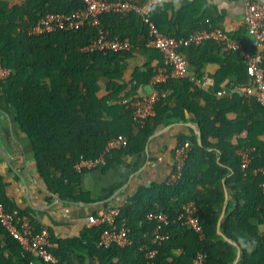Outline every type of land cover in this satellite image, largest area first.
Instances as JSON below:
<instances>
[{
  "label": "trees",
  "instance_id": "16d2710c",
  "mask_svg": "<svg viewBox=\"0 0 264 264\" xmlns=\"http://www.w3.org/2000/svg\"><path fill=\"white\" fill-rule=\"evenodd\" d=\"M12 1L0 0V62L10 68V74L5 79L6 89L15 102L17 121L34 146L38 169L48 182L55 179L56 173L63 177V184L67 187L77 182L79 171L74 168L75 162L81 156H98L107 141L118 134L128 133L127 140L111 150L107 162H117L124 152L140 148V145H135L133 130L128 129V125L131 129H139L143 137L149 136L160 117L156 114L161 104L160 91L173 82H177L183 92L175 107H184L197 116L201 143H198L194 132L179 136L178 145L185 141L191 144L180 176L157 190L140 186L128 202L120 206L116 221H126L134 238L133 243L127 246H101L97 242L100 227H94L95 237L89 239L86 246L101 258V263L146 264L145 251L155 248L153 264H191L199 249L206 253L203 264H232L236 257V245L222 238L217 229L224 202L221 182L225 179L227 185L234 180L231 186L236 201L245 200V205H240L238 201L234 210L228 212L220 223L222 232L240 245L241 254L236 264H264V234L250 224L244 227L251 242L255 241L250 252L237 234V227L245 218L253 216L264 219V202L259 187L262 176L259 172L252 174V168L264 165V160L255 149L249 165L241 168L238 149L242 143L232 131L233 122L224 107L225 100H215L206 112L201 113L197 111L199 108L196 104L197 97L204 94L200 87L188 78L167 79L153 83L159 92L154 113L139 123L132 118L131 111L122 100L137 95L138 85L151 81L157 70L147 73L145 77L136 72V81L130 86L113 80L122 60L134 56L137 48H148L145 46L146 26L136 12L122 15L111 11L99 15V26L103 29L112 35L130 38L132 46L129 49L88 52L82 46L96 35L97 27L94 25L37 35L28 33L29 26L46 12H69L83 6L81 0H15L11 5ZM124 18L131 24L127 29L115 28L107 22L108 19L121 22ZM214 25L210 20H204L196 27ZM131 29H134V33H131ZM164 33L183 36L188 32ZM208 41L216 42L207 39L200 45L183 47L181 53L187 58V53H194ZM217 44L219 49L223 48ZM159 54L162 63V55ZM244 67L248 75L245 64ZM218 89L219 85H215V92ZM122 110L126 112L125 117L121 114ZM208 113H215L214 119L211 120ZM230 169L233 174L227 176ZM244 174L247 177L254 175L253 189L259 196L252 195L248 189H238ZM189 200H194L198 206L204 229L201 239L191 226L181 225L176 220L182 204ZM2 202L8 209H13L5 200ZM152 210H163L171 219L162 228L169 230L170 235L160 243L151 242L155 221L148 220L146 213ZM66 246V243L59 242L58 248L53 249L58 258L55 264H73L65 252ZM177 249L181 252L176 253ZM31 258L26 254L22 258L23 263L30 264Z\"/></svg>",
  "mask_w": 264,
  "mask_h": 264
},
{
  "label": "crops",
  "instance_id": "0c3cea01",
  "mask_svg": "<svg viewBox=\"0 0 264 264\" xmlns=\"http://www.w3.org/2000/svg\"><path fill=\"white\" fill-rule=\"evenodd\" d=\"M149 1L151 19L163 33H186L209 19L233 37L242 38L248 43L243 24L246 0H176L175 3L168 0L162 5L157 0ZM107 22L118 29H127L131 25L125 18L121 22L115 19H108ZM130 31L134 33V29ZM217 43L208 41L194 53H187L189 73L201 81L202 85L194 83L204 92L197 97V111L206 112L215 100H225L224 107L233 122L232 131L242 143L239 149L251 147L252 153L256 149L264 160V107L253 97L246 98L237 92L218 93L234 83L247 82L248 75L242 57L234 51L219 49ZM259 50L264 69V44ZM120 64L113 80L130 86L136 81V72L145 77L147 73H154L162 63L159 52L148 47L137 48L134 56L122 60ZM215 85H219L217 92ZM154 89L149 80L147 83L141 82L135 93H150ZM182 93L177 82L164 87L160 91L161 104L156 113L160 117L149 136L143 137L139 129H131L128 125V129L133 130L135 145L141 147L124 152L117 162H106L104 166L79 171L78 181L67 187L59 173L54 176L55 182H48L38 169L34 146L17 121L16 105L9 96L5 80H0V198L11 207L30 215L35 226L49 228L51 238L56 243L52 251L58 248L59 242H64L67 244L65 252L73 264H102L101 258L86 246L88 240L95 237L91 218L110 204L122 206L140 186L157 190L168 183L174 172V152L179 144V136L194 132L197 140L200 138L196 114L184 107H175ZM121 114L126 116L124 110ZM208 114L211 120L214 119L215 113ZM124 134L128 137V133ZM257 168H252V174H259ZM232 174L233 170L230 169L227 176ZM253 176L244 174L238 189H248L252 195L259 196L253 189ZM233 183L234 180H230V185H227L225 179L221 182L224 202L217 229L222 238L236 245V257L232 262L236 264L241 254L240 245L229 239L220 227L221 221L234 210L238 201L240 205H245L243 199L236 201L231 186ZM249 224L264 234V219L253 216L245 218L237 227V234L246 244L251 242L244 228ZM175 252L181 251L177 249ZM23 256L17 241L0 227V264H24ZM31 260L30 264H47L33 257Z\"/></svg>",
  "mask_w": 264,
  "mask_h": 264
},
{
  "label": "built area",
  "instance_id": "2783aa9c",
  "mask_svg": "<svg viewBox=\"0 0 264 264\" xmlns=\"http://www.w3.org/2000/svg\"><path fill=\"white\" fill-rule=\"evenodd\" d=\"M83 6H79L69 12L48 11L28 28V33L37 35L55 30H77L89 24L97 27V33L86 44L82 46L84 51H117L129 49L132 42L128 36L110 34L100 24L99 15L106 12H117L122 15L128 12H136L146 26L145 46L157 49L162 55V64L153 75L151 82L157 83L167 79L188 78L200 85L201 81L190 75L187 58L181 53V49L189 45H200L207 39L218 42L225 50L237 52L245 62L248 80L244 83H234L229 88H222L219 94L233 91L243 97H253L256 102L264 107V69L262 67V53L259 48L264 44V0H246L243 12V24L247 34L248 43L242 38H235L223 27L214 25L212 27H196L186 35L171 36L161 32L150 17L151 2L149 0L136 2L134 0H81ZM209 19H207L208 21ZM10 74V68L0 62V80H5ZM159 92L155 88L150 93H138L122 100L126 108L131 111L132 118L143 123L145 119L154 113V106ZM125 134H118L109 139L104 150L95 157L81 156L74 164L77 171L104 166L111 150L126 142ZM191 148L189 141L178 145L174 152V165L171 180L181 174L182 166ZM251 147L238 150L240 155V166L246 168L252 158ZM257 171L262 178L259 182L262 200L264 202V165H260ZM120 212V206L110 204L90 220L94 227H100L97 242L101 246L116 244L127 246L133 243L134 238L130 235V228L126 221L117 223L116 217ZM148 220L155 221L152 231L151 242L160 243L169 237V230L162 228L169 224L171 219L163 210H152L146 213ZM177 222L181 225H189L201 239L204 237V229L198 215V206L194 200L182 204L177 214ZM174 221V220H173ZM0 227L20 245L24 256L31 255L42 262L55 264L58 260L52 248L55 242L51 238L48 227H37L33 224L30 215L15 208L8 209L0 199ZM144 248V246H141ZM156 252L155 248L145 251L146 264H153L152 258ZM206 253L197 250L192 258L191 264H203ZM32 260H30L31 263Z\"/></svg>",
  "mask_w": 264,
  "mask_h": 264
},
{
  "label": "clouds",
  "instance_id": "9594fccd",
  "mask_svg": "<svg viewBox=\"0 0 264 264\" xmlns=\"http://www.w3.org/2000/svg\"><path fill=\"white\" fill-rule=\"evenodd\" d=\"M167 2H168V0H157V3L160 4V5H162V4H164V3H167ZM172 2L175 3L176 0H172ZM254 246H255V241H252V242H250V243L244 245V247H245L249 252H250L251 250H253Z\"/></svg>",
  "mask_w": 264,
  "mask_h": 264
},
{
  "label": "water",
  "instance_id": "95a60500",
  "mask_svg": "<svg viewBox=\"0 0 264 264\" xmlns=\"http://www.w3.org/2000/svg\"><path fill=\"white\" fill-rule=\"evenodd\" d=\"M199 140V142L201 143V139L199 138L198 139ZM225 209V206L223 207V210ZM220 233V232H219ZM238 256H239V252H238ZM238 258V257H237Z\"/></svg>",
  "mask_w": 264,
  "mask_h": 264
}]
</instances>
